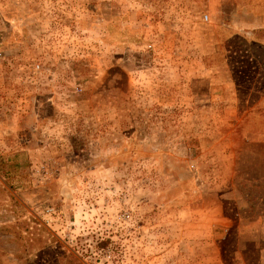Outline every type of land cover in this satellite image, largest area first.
Masks as SVG:
<instances>
[{"label": "rangeland", "instance_id": "1", "mask_svg": "<svg viewBox=\"0 0 264 264\" xmlns=\"http://www.w3.org/2000/svg\"><path fill=\"white\" fill-rule=\"evenodd\" d=\"M0 264H264V0H0Z\"/></svg>", "mask_w": 264, "mask_h": 264}]
</instances>
